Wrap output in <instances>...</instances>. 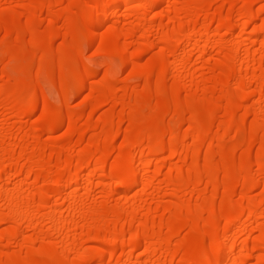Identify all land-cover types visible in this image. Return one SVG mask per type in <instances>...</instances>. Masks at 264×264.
I'll list each match as a JSON object with an SVG mask.
<instances>
[{"label":"rangeland","instance_id":"rangeland-1","mask_svg":"<svg viewBox=\"0 0 264 264\" xmlns=\"http://www.w3.org/2000/svg\"><path fill=\"white\" fill-rule=\"evenodd\" d=\"M44 1L35 11L34 0H0V171L5 165L20 170L7 174L0 187L9 195L22 191L20 200L32 196L35 203L31 220L22 225V240L15 237L16 221L0 222V263L27 264L31 256L35 264H206L220 237L186 242L190 225L168 230L161 224L173 221L167 208L192 217L187 210L207 211L213 202L219 236L228 216L260 204L259 217L245 215L232 232L234 250L222 264H264V167H257L264 158V33L259 32L264 14L254 16L264 9V0H170L144 12L131 4L127 14H142L141 19L119 14L116 22L110 11L111 28H100L95 39L84 28H92L99 6L111 0ZM226 21L234 28L227 29ZM110 33L120 34L119 40ZM250 37L258 43L250 48L248 64H241L237 52L249 46ZM167 46L179 49L174 54L180 60V81L171 90L165 68L173 50ZM120 48L125 49L122 57ZM91 74L95 78L88 81ZM254 74L257 80L248 84L246 76ZM24 98L33 100L11 104ZM30 109L35 111L27 114ZM59 114L63 121L51 126ZM195 115L205 124L195 125ZM116 129L114 143L107 146ZM137 133L154 141L127 146V135ZM197 137L201 144L194 146ZM169 140L189 144L175 155L176 147L155 155ZM205 155H212V161ZM124 157L129 171L122 180L133 173L140 180L131 189H113L118 180L110 175L112 168L98 162L109 166ZM222 157L233 169H222ZM90 162L84 180L68 183L66 178ZM194 170L201 178L183 188L168 180ZM61 176L65 180L59 185ZM46 191L51 194L39 209L38 199ZM5 198H0V221L8 215ZM56 205L61 212L55 229L49 215ZM115 211L123 214L118 220ZM94 215L102 218L91 219ZM207 218L203 212L197 220ZM57 228L69 232V251ZM133 240L140 246L130 251ZM185 246L190 255L184 254ZM122 247L120 257L95 258Z\"/></svg>","mask_w":264,"mask_h":264},{"label":"bare ground","instance_id":"bare-ground-1","mask_svg":"<svg viewBox=\"0 0 264 264\" xmlns=\"http://www.w3.org/2000/svg\"><path fill=\"white\" fill-rule=\"evenodd\" d=\"M148 1V2H147ZM142 2H144L143 4H142ZM145 2H147V3H145ZM34 3H35V11H38V10H41V8H42V6L44 5V3H45V1L44 0H34ZM37 4V5H36ZM131 4H137L136 6H137V8H139V10L141 11V12H144L145 10H150V8H158L159 6L161 7V6H165V5H169L170 4V0H111V1H108V2H105V3H103V4H101L100 6H99V9L97 10V12H96V14H95V21H94V23H93V25H92V28H90V29H88V28H84L87 32H89L90 34H91V39H95L96 37H97V35H98V30L100 29V28H104V27H106L109 23L111 24V21H110V16H109V14H110V11H113L114 10V13H115V17H116V22H117V19H118V16L117 15H119V16H122L123 14L125 15L124 17H127V16H129V18H133V19H135V20H137V19H141V17H143V16H141V15H139L138 13L137 14H135V13H131V14H127V13H130V12H128L129 11V8H127L129 5H131ZM120 6H123L124 7V9H120L119 7ZM195 7H193V9H194ZM127 14V15H126ZM259 14H264V9H262V10H256V11H254V16H258ZM250 17L249 18V21H252L251 19H253V18H255V17ZM112 17V16H111ZM114 18V17H113ZM257 18V17H256ZM111 20H113V19H111ZM230 22V23H229ZM229 22H227L226 21V23L228 24L227 25V29L229 28V30H230V27L231 28H234V25H233V23L231 22V21H229ZM232 23V24H231ZM109 26V25H108ZM181 26V25H180ZM111 27L109 26V29H110ZM113 30V29H112ZM111 30V31H112ZM232 30V29H231ZM263 31H264V28H263ZM262 30L261 31H259V32H262V33H264ZM259 32H257V33H259ZM6 33V32H5ZM9 33H11V30L8 32L7 31V33H6V35H8ZM111 35L112 34H114L113 35V38H112V40H114V41H118L119 40V36H120V34H117V35H115V33H110ZM261 34V33H260ZM259 34V35H260ZM252 35V34H251ZM168 37H169V39H171V40H173V41H178L179 42V40L177 39V37H176V35H172V34H168L167 35ZM264 36V35H263ZM249 37V36H248ZM209 40V39H208ZM207 40V41H208ZM246 40V39H245ZM176 41V42H177ZM256 40H253V39H251V37L250 38H247V40H246V44L248 43L249 44V46H247L245 43H243V45L242 46H247V47H245V48H243L242 46V48L241 49H238V52H237V54H239L240 56L242 55V58H240L239 60H238V62H241V64L242 63H247L248 64V61H249V59H248V56H249V53H250V48L253 46V44L255 45L256 44ZM31 43V42H30ZM32 43L34 44L35 42L32 40ZM210 43V42H209ZM258 43V42H257ZM116 44V43H115ZM245 44V45H244ZM168 47V46H167ZM173 49H172V48ZM167 50H173L171 53L173 54V56H172V58H171V54H170V61L168 62V64L166 65V68H165V70L167 71V74L171 77V81H172V84H171V87H169L170 88V90L171 89H176L177 87H178V85H179V81H180V77L179 76H177V74H178V70H180V68H178L177 69V65L179 64L178 62L180 61L179 60V58H176V55L174 54V53H176L174 50H176V51H178L179 49H176L175 47H173V46H169L168 48H167ZM179 52V51H178ZM124 53H125V49L124 48H120L119 50H118V55L119 56H123L124 55ZM182 55V54H181ZM178 57L180 56L179 55V53H178V55H177ZM191 56V55H190ZM180 57H182V56H180ZM184 58V57H183ZM180 59H182V58H180ZM191 59V58H190ZM190 61V60H189ZM188 61V62H189ZM184 62V61H183ZM186 63V62H185ZM190 63V62H189ZM183 64L184 63H182V61H181V65L183 66ZM188 64V63H187ZM187 64H185V65H187ZM184 65V66H185ZM179 66V65H178ZM240 66H242V65H240ZM244 66V65H243ZM242 66V67H243ZM247 66V65H246ZM242 67H240L241 69H240V71H242V73L245 71H243L242 70ZM177 69V70H176ZM244 69H245V67H244ZM261 69V68H260ZM163 72V70L161 71V73ZM176 72H177V74H176ZM260 72H263L262 70H260ZM179 75V74H178ZM226 75V74H225ZM239 75H241V72H239ZM263 75H264V73H263ZM227 76V75H226ZM150 77H151V74H149L148 75V77H147V79L149 78L150 79ZM179 77V78H178ZM93 78H95V75L94 74H91V75H89V77L87 78V80L88 81H90L91 79H93ZM257 78H258V76H257V74H254V75H252V76H246V78H245V81L249 84V82H250V84L252 83V81L253 82H255L256 80H257ZM263 80H264V78H262ZM86 80V81H87ZM242 87H244V88H246L247 87V85H245V83H243L242 85H241ZM252 86V85H251ZM248 88V87H247ZM103 89L104 90H106V87L104 86L103 87ZM261 89L262 88H258V90H259V92H261ZM257 90V89H256ZM256 90H253V91H256ZM248 92H251V91H248ZM257 92V91H256ZM255 93V92H254ZM254 93L252 92L251 94H252V96L254 95ZM258 93V92H257ZM256 93V94H257ZM251 96V95H250ZM251 96V97H252ZM257 96H259V95H257ZM261 96H262V94H260V97H259V100H260V98H261ZM248 97H249V95H248ZM252 99V98H251ZM33 99H31V98H24V99H21V100H18V101H14L13 103H11L12 105L14 104H29V102H31ZM248 100V99H247ZM249 100H250V97H249ZM248 100V101H249ZM253 101H255V100H253ZM252 102V101H251ZM35 110L34 109H30L28 112H27V114H31V113H33ZM193 123L196 125H202L201 124V122L203 123V124H205V122L204 121H202L203 119H201L199 116H193ZM208 121L206 122V123H208V122H210L209 120H210V118H208L207 119ZM63 121V118H62V116L59 114L58 115V117H56L55 118V120H54V123L53 124H55V125H51V126H57L59 123H61ZM239 122H241L242 123V121H239ZM153 123H154V119H153ZM47 128H50V127H47ZM52 128V127H51ZM116 131H117V129L115 130V131H113V136L111 135V134H109L110 136H111V138L109 139V140H107L108 142L106 143V145L107 146H111L113 143H114V141H115V134H116ZM129 135V134H128ZM128 135H127V141H126V139H125V143H126V145H127V143H130L131 145H134V144H138V143H141L142 141H146V142H152V141H154L153 140V136H151V135H148V136H143L142 134H140V133H137V134H135L134 136H132V137H130V138H128ZM105 136V135H104ZM254 137V136H253ZM256 138V137H255ZM199 138L197 137V138H195V139H193L192 140V142H191V144L192 145H194V146H199L201 143H200V141L198 140ZM260 141H262V140H260ZM124 143V144H125ZM189 144V142L188 141H183V142H176V141H172V140H169L168 142H166L164 145H162V147L160 148V150L157 152V154H155V155H161V154H163L165 151H167L169 148H172V147H176V151L174 152V155L175 154H177L178 152H179V148H180V150L182 149V148H184L185 146H187ZM41 145V144H40ZM125 145V146H126ZM129 145V144H128ZM127 145V146H128ZM130 145V146H131ZM42 146V145H41ZM42 148H44V146H42ZM43 150V149H42ZM89 151V150H88ZM150 150H148V152H149ZM129 152V151H128ZM151 152V151H150ZM147 153V152H146ZM250 153V150H247V152H246V154L245 155H248ZM122 154H124V153H122ZM126 154V153H125ZM128 154V153H127ZM126 154V155H127ZM151 154V153H150ZM129 155V154H128ZM151 155H153V154H151ZM130 156V155H129ZM128 156V157H129ZM222 156H224V155H222ZM119 157H121V156H119ZM128 157H126V158H128ZM125 158V157H124ZM124 159L125 161H121L120 160V158L118 159V161L116 160L115 162H114V164H112V165H107V164H105V162H100V160H99V162L98 163H100L101 164V168H106V167H110V168H112V170L114 171H112V173L110 174V175H112L114 178H117V182H115L114 183V185H113V189H116V188H118V187H124V188H126V189H131V188H133L134 186H137L138 185V182H139V180H140V176H138L139 174H137L136 172V174L134 175V173H133V175H132V178L131 179H129V180H122V178L120 177L123 173H126V172H128L129 171V168H128V166L127 165H125L124 163L126 162L127 163V159ZM212 155H205V159L207 160V161H209V162H211L212 161ZM223 158V159H222ZM221 159H222V162L220 163V164H222V169H224V170H228V169H233V165H231V162H229L230 160H228L226 157H222ZM122 159V158H121ZM129 159V158H128ZM41 160H42V158H41ZM123 160V159H122ZM37 161V160H36ZM124 162V163H123ZM117 164L119 165V166H122V168H121V170H117L116 168H117ZM89 165H91V162L90 163H87V164H85L83 167H82V169L77 173V174H75V176H74V178H66V180L68 179V183H72V184H78V183H80L82 180H84L85 178V176H84V170L86 169V168H88L89 167ZM221 166V165H220ZM257 167H259V168H263L264 167V158H263V161H260L259 160V162L257 163ZM17 173H20V170L17 168V167H12V166H8V165H5V166H3V168H2V170L0 171V182L2 181V180H4L5 179V177L7 176V174H17ZM103 174V173H102ZM201 173L199 172V171H197V170H194L193 172H192V174H188V175H184V174H182V173H176V174H174V175H171V176H169L168 177V180H169V182L170 183H172V184H174V185H177V186H179V187H181V188H183V187H185V186H188V185H190L192 182H195V181H198L200 178H201ZM93 176H97V177H100V176H102L101 174H98V173H94L93 174ZM111 176V177H112ZM134 176V177H133ZM63 180H65V176H61L60 178H59V180H58V183H59V185H60V183L61 182H63ZM131 180V181H130ZM65 182V181H64ZM67 182V181H66ZM210 183V182H209ZM212 183V184H211ZM211 185H213L212 186V190H214L215 191V189L217 188V182H215V180L214 181H211ZM223 184V183H222ZM221 184V185H222ZM64 185V184H63ZM223 187H224V184H223ZM63 188V187H62ZM214 188V189H213ZM51 191V190H50ZM214 191H212V192H214ZM65 192V191H64ZM12 193V192H11ZM62 193V192H61ZM231 193V192H230ZM50 192L49 191H46V192H44V193H42L41 195H40V197H39V201H38V208L39 209H42L43 207H44V205H45V203H46V201L48 200V198H49V196H50ZM233 194V193H232ZM22 195H25L22 191H18L17 193H12L11 195H9V193L8 194H5L4 192H3V190L1 189V187H0V198L1 197H6L5 198V200H6V205L7 206H5V208L6 207H8L7 209H8V211H7V218H5L3 221H0L1 223L2 222H5L6 220L8 221H10V219L11 220H13V221H16L19 225H18V229H17V231H16V233H15V237H16V239L17 240H22L23 238H24V233H23V227H22V225H23V223H25L26 221H30L31 220V216L33 215V205L35 204V203H33V201H34V197H32V196H28L27 197V199H26V201H22V200H20V197L22 196ZM66 195V194H65ZM4 200V201H5ZM260 205V204H259ZM259 205L258 204H252L251 206H249L246 210H242V211H240L237 215H235V216H228L227 217V221H226V223L224 224V226H223V229L221 230V232H220V236L216 233V231H215V226H214V223H213V216H214V214H213V212H214V208H215V205H214V203L213 202H210L209 204H208V210L207 211H203L202 210V208H199V209H196V210H187V214H189L190 216H192L194 219H192V217H188L187 215H184L183 216V214H182V212H179V211H176V212H174L171 208H167V209H165V211L167 210V212L169 213V214H171V216H173V221H171V222H168V223H166L165 225H162L161 224V226H165L168 230H170V229H173V228H175L176 226H178V225H185V224H188V225H190V227H191V230H190V233H189V235L186 237V242H189V241H191V240H194L195 238H200V239H205V240H207V241H210V242H212V241H214V240H218L219 239V237H220V244H219V247L217 248V250H216V252L212 255V256H210L209 258H208V260H207V263L206 264H222L223 262L225 263V258L234 250V243H233V240H234V233L232 234V232L236 229V227L241 223V221L243 220V218H244V216L245 215H247V217L248 218H258L259 217V212H258V207H259ZM6 209V210H7ZM135 210H136V208H134ZM137 210H139L138 208H137ZM101 212L103 211V210H100ZM61 211H59V209L57 208V205L56 206H54V207H51V212H50V215H49V219H50V223L53 225L52 227H56V222H57V218H58V215H59V213H60ZM105 212V210L103 211V213ZM107 212V211H106ZM133 212H135L134 210H133ZM137 212V211H136ZM150 212V211H149ZM203 212H207V214H208V218H207V220L205 221V222H203V223H199V221L197 220V218L199 217V215L201 214V213H203ZM102 213V214H103ZM109 213H111V212H109ZM98 214H99V212H98ZM101 214V213H100ZM105 214V213H104ZM108 214V213H107ZM168 214V215H169ZM97 215V214H96ZM96 215H94V216H91V219H98V216H96ZM122 212H120V211H115V212H112V216L113 217H115L117 220L119 219V218H121L122 217ZM146 215V214H145ZM102 216V215H101ZM104 216V215H103ZM170 216V215H169ZM97 217V218H96ZM102 218V217H101ZM101 218H99L98 219V221L101 219ZM114 218V219H115ZM148 218V217H147ZM115 219V220H116ZM93 220V221H94ZM6 221V222H7ZM146 222H148V220H145V223ZM49 223V224H50ZM117 223V222H116ZM148 223H150V221L148 222ZM147 225H149V224H145L144 226H145V228L147 227ZM152 225H153V223H152ZM152 225L151 226H148L149 228L150 227H152ZM183 225V226H184ZM54 227V228H55ZM58 227V226H57ZM62 227H64V226H62ZM147 227V228H148ZM178 227H180V226H178ZM59 228V227H58ZM57 228V229H58ZM146 228V229H147ZM56 229V228H55ZM61 229V228H60ZM65 228H63V230H64ZM59 230V229H58ZM56 230V232H58V234H60V236H61V239H62V242H64V244H65V249L67 250V251H69L70 249H71V242H73L72 241V239H71V236L69 235V232L67 233L66 231L64 232V231H62V229L61 230ZM68 231V230H67ZM117 233V232H116ZM234 242H235V240H234ZM233 244V245H232ZM138 246H140V244L136 241V240H133V242L130 244V251H133L134 249H136ZM124 250H126L125 248H124ZM130 251H129V254H130ZM183 252H184V254H186V255H190V253H191V251H190V248L189 247H187V246H185V247H183ZM49 255V254H48ZM123 255V247H122V249L121 248H119L118 250H115V251H113V252H106V253H100V255L98 254V257H95V258H101L100 260H102V259H105V258H111V257H114V256H117V257H120V256H122ZM131 256H133V255H131ZM31 256H29V258L27 259L29 262L27 263V264H35L34 262H33V260H30L31 258H30ZM134 257V256H133ZM132 257V258H133ZM131 259V258H130ZM12 259H10V261H11ZM16 260H18L19 261V259H16ZM66 260V259H65ZM135 260V259H134ZM133 259H132V262L134 261ZM6 261H8L7 259H6ZM14 261V260H13ZM22 261V260H21ZM21 261H19V262H16V263H20V264H23V262L21 263ZM30 261H31V263H30ZM68 261V260H67ZM66 261V262H67ZM15 262V261H14ZM11 263H12V261H11ZM62 264H63V262H61ZM61 263H57V264H61ZM65 263V262H64ZM135 263V262H134ZM134 263H132V264H134ZM1 264V263H0ZM5 264H9L8 262H5ZM14 264V263H13ZM100 264V263H99ZM103 264V263H102ZM136 264H137V262H136ZM191 264H196V261L194 262V261H192L191 262Z\"/></svg>","mask_w":264,"mask_h":264}]
</instances>
